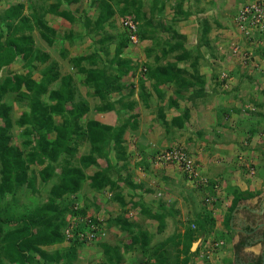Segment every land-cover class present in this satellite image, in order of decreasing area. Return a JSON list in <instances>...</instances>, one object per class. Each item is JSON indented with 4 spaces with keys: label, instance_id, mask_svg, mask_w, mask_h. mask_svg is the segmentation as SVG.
<instances>
[{
    "label": "rangeland",
    "instance_id": "374dc122",
    "mask_svg": "<svg viewBox=\"0 0 264 264\" xmlns=\"http://www.w3.org/2000/svg\"><path fill=\"white\" fill-rule=\"evenodd\" d=\"M4 1V4H0V18H4L8 9L14 12L17 9V5L20 4L19 2H24L29 7L33 6L36 12L43 14L49 27V23L52 26L56 23L50 19L48 22L45 17L47 14L45 9L60 3L59 0ZM125 1H110L115 14L110 20L111 23H107L104 29L97 33L93 32V23L100 14V1L80 0L78 5H72L78 9L79 17L87 13L88 7L92 5L91 3L98 4V7L94 6L95 10L92 12L93 21H90V25L85 26L86 31H84L81 25L84 22L76 21L72 23L69 21L71 24L78 25L81 28L75 27L76 31L74 29V32L77 33L78 37L76 39L78 41L77 43H70L69 50L66 49L65 44L63 46L57 40L54 45L55 49L50 46L49 50L51 52H45L48 46L41 38L37 23L33 22V20L29 22L31 25L30 30L28 27L21 28L22 31L16 35V37L26 36V38H31V43H28L30 47L42 53H48L50 56L45 64L37 63V68L32 70L34 80L40 82L44 68L50 64L56 65L60 77L57 81L49 84V90L58 89L62 83V77L67 75L72 76V86L75 92L74 103L79 104L85 101L89 108V111L79 120L82 127L87 126L91 120L108 125H119L122 121L120 120L121 117L130 118L135 113L139 114L137 129L134 131L128 129L123 136L124 159L115 149L109 153V156L111 155L110 161L118 168V176H122V179H125L124 182L121 181L120 185V182L117 181L120 187L114 190L106 188L102 192H99L93 189L89 185L90 181L87 180L78 192L75 205L78 208L88 206L87 214L96 217L100 226L98 227V232H96V237H98L97 242L85 244L78 249L76 259L73 262L74 264H102L104 254L100 244L118 246L120 248L119 252L123 257L122 264H135L136 261L141 262L143 260L144 257L139 252L128 251L123 247L124 243L129 242L130 235L119 225L109 224L111 220L116 218L127 220L128 223L136 226L138 229L149 232L152 236L151 247L167 237L177 234L184 235L185 231L190 227V220L194 219L192 216L194 211L197 210L200 214L210 212L211 216L215 219V223L212 226L210 223H207V236H214L213 238L216 241L226 240L221 236L222 226L217 227V222H220L218 219L222 216L220 211L223 209L218 193L221 185L218 183V186L214 189L215 194L208 196L209 190L205 191L202 188L203 182L205 180L208 181L210 176L212 177L210 180H220V174L224 172V168L219 167V164L224 159H227L225 157L227 150H225V145H223L226 144V140H230L234 144L237 141L239 142L237 145L239 144L242 148L244 147L242 146L243 144L256 147L258 148L257 152L260 154L259 156L264 158V100L257 98L263 96V91H260L256 83H253V80L255 81L256 78L261 79L264 77V71H259L261 69L258 66V55L256 54V51L264 54V40L262 36L257 35L251 29L244 31L237 20L238 12L249 0H244L235 14V5H229V7H222L221 9L215 3L211 5L212 9L215 8L214 10H217L216 15L213 12L211 13L217 22L213 19L210 20L209 24L211 28L208 33H203L202 22L197 21V14L194 15L196 18H191L190 21H178L180 17L179 6L180 4L185 6L186 0H167L165 2L163 0H138L139 2L136 3V7L141 8V12L145 14L147 19L145 21L146 35L153 39L138 41L139 38H136V41L130 43L123 50V58L128 59L130 65L135 66V69L130 70L126 75L119 76L116 69L117 66H113L111 62L118 47L119 35L124 34L126 31L123 25V20L126 16H121L118 13L124 6ZM163 3L165 5L160 10ZM27 5H25L22 12L26 16L30 13L26 10ZM199 5L202 7H197L198 10L202 8L211 11V9L206 8L208 5ZM65 8V5H62L60 10L65 11ZM205 16L207 17V15ZM209 16L211 15L209 14ZM176 22H179L180 26ZM142 23L144 22L141 21L140 24ZM147 23L150 25H147ZM16 24L20 26V23ZM172 27L177 30L179 35L185 38V45L190 44L185 49L193 57L198 55L197 52L200 50L201 56L199 55L197 69L198 74L204 78L205 84L203 90L207 91V96L202 99H197L196 96L192 95L191 90L183 91L179 95L176 92V88L170 85L163 88L164 98L168 97L169 99L167 100L165 98L161 100L153 94V88L148 85L146 90L151 95V98H149L151 106L147 107L142 100L139 101L140 94L143 92L139 77L145 71V64L152 63L153 56L161 52L160 49L163 40H171L174 42V39L170 38V31L168 30ZM181 27L186 28V33L180 30ZM67 28L64 24H56L55 29L51 28L54 31L52 37L56 40V38H66L63 36L69 35V33L73 35V31H69ZM11 31L7 29L4 40L6 39V35L11 33ZM89 31H92L93 35ZM109 37L113 38L110 39ZM147 50H153L151 56H147ZM88 55H91L96 62L94 64L85 62V66H89V68L98 67L99 69L103 66L106 67L108 70V83H113L114 86L118 84L124 86L121 90H114L109 94L110 102L115 105L118 111L99 110L98 108L106 104V102L102 101L98 96H95L93 87L87 86L84 83L86 75L78 72L77 68L72 67L71 59ZM173 58V56H169L167 59L161 60L160 64ZM193 60L194 58L190 62L186 61L185 63L192 64ZM190 68L187 70L190 71ZM191 70L194 71L193 68ZM10 72L24 74L27 70H24L23 62L21 59H18V61L9 67H4L0 70V79L4 78ZM48 93L42 96L44 101L47 100ZM171 99L176 100V102L178 101L179 116L184 114L188 115V119L184 120L185 124L182 128L172 123V119L175 116L170 115L169 117L167 116V119L165 118L166 120H163L159 115L160 110L166 112L168 110L169 112L174 110L170 106ZM4 102L12 108L10 114L13 122L26 109L23 106L25 103L21 104L20 101L15 99V94H7L4 97ZM131 103H134L133 109H129L128 107ZM54 118L56 123H61L62 119L59 116ZM1 124L2 121L0 120ZM224 130L228 133L227 136H225ZM21 133L22 129L14 125L10 132L12 145L22 147L21 144L24 142V138L21 136ZM54 136V134L50 135L51 138ZM77 144L74 155H65L62 158L67 159L73 166H80L81 158L90 153V144L88 141L79 139ZM174 146L185 149L187 155L190 154L193 156L192 160L196 163L200 174L199 179L186 178L185 172H183L181 167H177L176 165L163 166L153 160V155H158L167 150V148ZM239 146L236 148L237 153H239V149L241 150ZM237 153H231V157L227 159L228 162L232 163L233 171L236 170L237 165H240L238 164ZM208 159H211L215 165H211ZM141 161L145 162L144 165H137ZM62 165H65L64 162ZM30 166L29 176L36 177L37 190H40L42 188L39 177L41 167ZM251 166L252 168H248L246 165L241 164L237 170L239 171L238 175L245 176L246 173H251L254 170L253 165ZM230 168L231 166H229ZM205 170H208L209 174ZM86 173L89 175L88 170H86ZM115 178L116 176L113 180ZM126 181L131 182L137 187L134 189L131 188L125 183ZM48 189L49 187L45 189L46 192L42 191V196H40L39 192H33L27 185H24L14 196V201H9L10 196L5 201L0 200V207L2 208L1 218L19 220V216L31 207V205L35 206L39 203V200L46 201L49 196ZM147 189L150 191H147ZM115 194H120L125 203L122 204L119 200L115 199ZM142 206L145 207V210L148 209L151 215L162 214V219H153L150 215L143 213ZM2 224L5 230L10 226L13 228L16 226L13 224L10 226L4 223ZM206 234L196 233L195 242L201 237H205ZM224 236L230 239L229 236ZM68 247V242H63L52 247L43 248L48 253L57 250L63 254V252L67 251L66 249ZM169 247L174 257L178 255L177 250L182 249V246L175 247L174 245H170ZM221 247L224 248L220 250H224L220 252L222 254L217 253V255L215 252L218 249L213 250L209 247L204 252L206 249L203 248L201 253L199 252L193 255V264H205L207 261L211 262V260L214 261L212 264H225L224 261L226 259L224 258L231 257L233 255L232 252L235 250L233 246L227 244V241ZM199 248L200 246L197 249ZM237 248L238 246H236ZM210 255L215 260L208 259ZM220 256L223 257L220 259Z\"/></svg>",
    "mask_w": 264,
    "mask_h": 264
},
{
    "label": "trees",
    "instance_id": "16d2710c",
    "mask_svg": "<svg viewBox=\"0 0 264 264\" xmlns=\"http://www.w3.org/2000/svg\"><path fill=\"white\" fill-rule=\"evenodd\" d=\"M78 1L59 0L60 3L46 8L45 11L73 23L75 21L74 15L69 10L61 11L60 7L62 4L70 5ZM99 1L100 14L93 23L94 33L103 30L107 23H111L110 20L115 14L110 4V1L114 0ZM138 2V0H126L124 6L118 11L119 15L126 16L124 19H130L136 25L134 32L126 29L124 34L119 35L118 47L111 62L113 66H117L119 76L126 75L130 70L135 69V66H131L130 61L122 56L123 50L132 43L131 35L135 34L137 39L139 38L138 41L153 39L146 35L145 21L147 19L145 14L141 12V8L136 7ZM24 8L25 5L20 3L14 12L8 9L4 18H0V70L9 67L18 59L23 62L24 70H27L24 74L10 72L0 79V120L2 121L0 125V200L5 201L10 196L9 201H14V196L24 185H27L33 192H39L40 196H42V191L46 192L45 189L49 187L47 191L49 196L46 201L39 200L35 206L31 205L26 209L19 216V220H7L0 216V264H74L77 250L85 244L94 243L97 240L96 232L100 226L96 217L87 214L88 206L78 208L75 205L78 192L87 180L90 181L89 185L99 192L106 188L114 190L120 187L110 173V170H113V165L109 159V153L115 149L122 158L124 157L123 136L128 129L131 131L137 129L139 114L135 113L130 118L121 117L120 120L122 121L119 125H108L91 120L87 126L82 127L79 120L89 111V108L85 101L79 104L74 103L75 92L72 86V76L62 77L60 87L49 90V84L57 81L60 77L56 65L50 64L44 68L40 82L33 79L32 70L37 68V63L45 64L50 56L48 53H42L30 47L28 43H31V38L16 37V35L22 31L21 28L28 27L29 30L31 29L28 18L30 17L37 23L41 38L46 43L53 45L55 38L52 37L54 31L46 23L43 14L39 16V13L31 6V12L26 16L22 13ZM141 21L144 23L140 24ZM16 23H20V26H17ZM14 25L16 26L14 27ZM86 25H90V23L87 22ZM147 25L150 24L147 23ZM7 29L12 31L6 35L4 40ZM173 35L174 42H162L160 54L153 56L152 63L145 64V71L139 77L140 86L143 89L140 97L145 106H151L150 97L146 91L148 84L153 87L158 98L161 99L164 96L162 86L167 84L173 85L179 95L183 91L192 89V95L198 96L204 88V78L198 74L197 69L200 53L197 52L198 55L193 57L185 49V38L179 35L177 31ZM109 38L112 39L113 37ZM152 53L153 50H147V56H151ZM170 55H174L175 62L160 64L161 60L167 59ZM193 58L194 74L190 75L187 70L178 67L181 62ZM85 62L94 64L96 60L91 55L71 59L72 67L86 75L84 83L93 87L95 96L106 102L98 109L116 111L115 105L110 102L109 94L114 90H121L124 86L121 84L114 86L113 83H108L106 67L89 68V66L84 65ZM46 93L48 96L47 100L44 101L42 96ZM7 94H15V99L21 104L25 103L23 106L26 109L15 122H13L10 114L11 106L4 102V97ZM170 106L177 107L176 100L171 99ZM128 107L133 109L134 103L129 104ZM159 115L161 119L166 120L165 114L161 110ZM56 116L62 119L61 123L55 122L54 117ZM186 119H188L187 114L176 116L172 119V123L182 128ZM14 125L22 129L21 136L24 138L22 147L12 145L10 132ZM52 134L55 136L51 138L50 135ZM79 139L89 142L90 153L81 158L80 166H73L67 159L62 158L65 155L72 156L76 153V145H78ZM175 150L186 152L179 146L169 147L165 151L172 152ZM161 154L162 152L153 155V160L163 166H175L165 160L160 161L158 157ZM188 156L193 158L190 154ZM98 158H104L108 167L96 171L93 175H88L86 170L96 165ZM63 162L65 165H62ZM144 163L141 161L137 165L141 166ZM30 165L41 167L39 177L42 188L40 190H37L36 177L29 176ZM197 173L196 178H189L186 173L185 177L199 179L198 167ZM125 183L133 189L137 187L131 182L126 181ZM202 186L205 191L209 190L208 196H211L215 194L214 189L218 186V182L209 179L208 181L205 180ZM147 191L150 190L147 189ZM114 197L122 204L125 203L120 194H115ZM236 203L237 200L234 205ZM1 210L0 207V214ZM142 212L150 215L153 219L161 220L163 217L162 214L151 215L144 206H142ZM12 216L14 215L12 214ZM190 222V227L188 226L189 228L184 235L177 234L167 237L151 247L152 236L149 232L138 229L122 218L111 220L109 224L119 225L129 233V242L124 243L123 247L128 251L139 252L144 257L141 262L136 261L135 264H193V255L200 251L199 248L195 252H191L192 244L196 241L195 234L198 232L207 233V223L212 226L215 219L210 212H203V214L196 212L194 219ZM1 223L16 226L15 228L10 226L5 230ZM91 236L93 237L91 238ZM63 242H68L69 245L63 254L57 250L48 253L43 248ZM100 245L104 254L102 264H122L123 257L118 246ZM170 245L182 246L181 250H177L178 255L175 257L171 252ZM262 261L263 259L259 258L257 264H262Z\"/></svg>",
    "mask_w": 264,
    "mask_h": 264
},
{
    "label": "crops",
    "instance_id": "0c3cea01",
    "mask_svg": "<svg viewBox=\"0 0 264 264\" xmlns=\"http://www.w3.org/2000/svg\"><path fill=\"white\" fill-rule=\"evenodd\" d=\"M163 1L165 2L167 0H163ZM4 2H5L4 0H1L0 4L2 5V4H4ZM79 2H80V0L78 2H75V3L70 4V5L65 4V7H66L65 11L69 10L74 15V18H75L74 22H76V21L84 22L81 25H82L84 31H86V27H85L86 23L87 22L91 23L90 21H93V13L92 12H93V10H95L94 6L98 7V4L96 5L95 3L90 2L92 5H91V7H88L87 13H85V15L82 13L84 16L79 17L78 9L73 7L74 5L75 6L78 5ZM243 2H244V0H206V1L205 0H186L185 6L183 4H180V6L182 5V7L179 6L180 17L178 18L179 19L178 21L179 22H181V20L190 21L191 18H194V17L196 18V16H194V15L197 14V16H198L197 21L202 22L203 33H208V31L211 28V26L209 24L210 20L213 19L214 21L217 22V20L215 18H213L214 17L213 14H211L213 12L216 15L217 10H214L215 8L212 9L211 5H214V3H215L216 5L220 6V9L222 7H229V5H231V6L235 5L234 6V14H235ZM19 3L27 5L24 2H19ZM199 4H204L205 6L208 5V6H206V8L211 9V11H209L208 9H207L208 10L207 11L206 9H202V8H200V10H198L197 7H202ZM62 5H64V4H62ZM164 5H165V3L162 4L160 10L163 9ZM72 7H73V9H72ZM30 8L31 7H29L28 5L26 6V10L29 12H31ZM209 14L211 16H209ZM205 15H207V17ZM39 16H40V13H39ZM86 16H87V18H86ZM45 17L48 20V22L50 20L53 22H56L53 26L49 23L51 28L55 29L56 24H60V25L64 24L65 27H68L67 29L69 31H73V35L71 33H69V35L63 36L66 38H61V39L56 38L55 41L59 40L61 45L65 44V47L67 50H69L70 43H72V42L77 43L78 39H76V37H78V36H77V33L74 32V29H75V27H78V25H73L67 19L62 18V17L59 18V16L53 15L50 13H47ZM30 19H31L30 21H32V18H30ZM59 19H61V20H59ZM179 22H176V24ZM179 26H180V23H179ZM78 28H80V27H78ZM205 29H206V32H205ZM168 30L170 31V38L172 39L174 36L173 35L174 32L177 30L173 27L171 29H168ZM180 30H182L184 33H186V31H187L185 27H183V28L181 27ZM75 31H76V29H75ZM89 32L92 33V35H93L92 31H89ZM165 32H167V31H165ZM156 34H158V33H156ZM57 37H59V36L57 35ZM72 37H75V38L72 39ZM55 41H54L53 45H49L48 43H46L48 48L45 50V52H48V53L51 52V50H49L50 46H52V48L55 49V47H54ZM165 41L166 42L170 41L171 43L173 42L171 40H163V42H165ZM188 45H190V44H188ZM188 45L186 44L185 47H188ZM199 53L201 56L200 50H199ZM256 54L258 55L257 56L258 66L261 69L259 71H264V54L261 53L260 51H256ZM261 54H262V56H261ZM172 56L174 57V55H172ZM203 57H204V55H203ZM167 62H175V58H173L172 60H169ZM189 62H190V60H189ZM165 63H166V61L163 64H165ZM192 64H193V62H192ZM192 64L181 62L178 65V67L183 69V70H187L191 67L190 71L189 70H187V71L190 75H192V74H194V71L191 70L193 68ZM259 73L263 74L264 72L263 73L259 72ZM253 83H256V85L260 91H263V96H259L257 98L260 100H264V77H262L261 79L256 78L255 81L253 80ZM166 86L168 87V86H170V84L162 86V90H163V88H166ZM190 90L192 91V89H190ZM147 94H148V92H147ZM153 94L155 96H157L154 89H153ZM148 95L151 98V95L150 94H148ZM206 96H207V91L202 90V92L198 96H196V98L202 99V98H205ZM157 98H158V96H157ZM165 98H167V100L169 99L168 97H165ZM165 98L163 96L162 99H165ZM159 99H161V98H159ZM139 101H141V97L139 98ZM177 103H178V101H177ZM171 109H174V110L171 112H169V110L167 112L164 110L163 111L161 110L165 114L166 119H167V116L169 117L170 115H173L175 117L180 115L178 113V109H179L178 105H177V107H175V106L171 107ZM226 127H227V125H226ZM227 135H228V133L225 131V136H227ZM226 141H227L226 144H223V145H225L224 148H225V150H227L225 157H227V159H228V157H231V155L233 153H237L236 148L239 146V144L237 145V143H239V142L236 141L234 144V143H231L230 140H226ZM242 146H244V147L242 148L241 146H239L241 148V150L239 149V153H237V156H238L237 160H239L238 164L246 165L248 168L249 167L252 168L251 165H253L254 170L251 173L250 172L246 173L245 176H242V175L240 176V175H238L239 171H237L238 167L240 165H237L236 170L233 171L232 170V168H233L232 163L228 162L227 159H224L223 161L220 162V164L218 163L219 167L224 168V172H221V174H220V180L213 179L214 181H218V183H220V185H221V189L218 191V193H219V199H220L221 205L223 206V209H222V211H220V214L222 216H220L219 217L220 219H218V221L220 220L221 223L217 222V227L222 226V228H221L222 232L220 231L221 236H223L226 240H219L221 242H219L218 240L216 241L215 238H213L214 236L213 237H211V235H210V237L207 236L208 232H207V234L205 233L206 234L205 237H201L198 240L200 242V251H199L200 253H201V250L203 248L206 249L204 251V252H206L207 249L209 247H211V249H213V250L218 249L215 252L216 255H217V253L222 254L220 252H222L224 249L223 250H220V249L224 248V247H221V245H224L225 241H227V244H230L231 246H233L235 251L232 252L233 255L231 257H225L224 258L227 260V262H226V260L224 261L225 264H249V262H251L253 260H258L259 258H263V260H264V158L263 157L261 158L259 156L260 154L257 152L258 148L251 147V145L247 146L246 144L245 145L243 144ZM226 155H228V156H226ZM110 156H109V159H111ZM104 162H105V165H104ZM208 162L211 165H215L212 163L211 159H208ZM204 163L206 164V162H204ZM106 165H107V161L104 158H98L97 164L93 165L87 169L89 175H93L98 170L105 169ZM112 165H113V170L110 171L111 176H112V178H114L116 176L114 181L120 182V185H121V181H123L122 176L121 177L118 176L119 175L118 168L115 167L114 164H112ZM229 166H231L230 169H229ZM205 172L207 174H209L208 170H205ZM209 178L212 179L211 176ZM236 200H237V203L234 205ZM232 206H233V208H232ZM196 212H199V211H197V210L194 211V214H192L193 217H195ZM224 235L229 236L230 239L226 238ZM238 243H239V245H238V248L236 249V246ZM215 244H218V246H215ZM241 245H242V247H240ZM222 257L223 256H220V259ZM216 258H217V256H216ZM208 259H214L215 260V258L211 257V255L209 256ZM206 263L212 264V263H214V261L211 260V262L207 261Z\"/></svg>",
    "mask_w": 264,
    "mask_h": 264
},
{
    "label": "built area",
    "instance_id": "2783aa9c",
    "mask_svg": "<svg viewBox=\"0 0 264 264\" xmlns=\"http://www.w3.org/2000/svg\"><path fill=\"white\" fill-rule=\"evenodd\" d=\"M237 20L244 31L251 29L257 35L262 36L264 40V0H249L238 12ZM123 25L125 29H129L131 32L136 30L135 23L130 19L123 20ZM136 38L137 36L135 34L131 35L132 42L136 41ZM158 159L181 167L189 178H196L198 176L196 163L184 151H165L162 152ZM215 246H218V244H215Z\"/></svg>",
    "mask_w": 264,
    "mask_h": 264
},
{
    "label": "water",
    "instance_id": "95a60500",
    "mask_svg": "<svg viewBox=\"0 0 264 264\" xmlns=\"http://www.w3.org/2000/svg\"><path fill=\"white\" fill-rule=\"evenodd\" d=\"M199 246V241L192 244L191 252H195Z\"/></svg>",
    "mask_w": 264,
    "mask_h": 264
},
{
    "label": "flooded vegetation",
    "instance_id": "af4514ba",
    "mask_svg": "<svg viewBox=\"0 0 264 264\" xmlns=\"http://www.w3.org/2000/svg\"><path fill=\"white\" fill-rule=\"evenodd\" d=\"M239 245V243L237 244V246ZM240 247H242V245L240 246ZM263 259V258H262ZM257 261L258 260H253V261H251V262H249V264L251 263V264H257ZM262 264H264V260L262 261Z\"/></svg>",
    "mask_w": 264,
    "mask_h": 264
},
{
    "label": "clouds",
    "instance_id": "9594fccd",
    "mask_svg": "<svg viewBox=\"0 0 264 264\" xmlns=\"http://www.w3.org/2000/svg\"><path fill=\"white\" fill-rule=\"evenodd\" d=\"M28 18L30 19V17H28ZM30 20H31V19H30ZM124 20H125V19H124ZM40 36H41V35H40ZM199 244H200V242H199ZM199 246H200V245H199ZM199 246H198V247H199Z\"/></svg>",
    "mask_w": 264,
    "mask_h": 264
}]
</instances>
